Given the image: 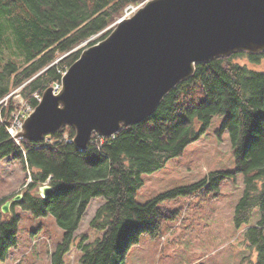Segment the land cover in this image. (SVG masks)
<instances>
[{"label": "trees", "instance_id": "1", "mask_svg": "<svg viewBox=\"0 0 264 264\" xmlns=\"http://www.w3.org/2000/svg\"><path fill=\"white\" fill-rule=\"evenodd\" d=\"M146 1L0 0V160L13 156L28 172L26 192L11 215L1 210L8 197L0 200V263L17 245L21 217L16 207L36 217H55L65 235L52 264H64L91 201L103 197L105 203L89 223L90 229L103 234L91 242L89 235L81 236L80 261L124 264L126 251L141 234L159 236L164 223L177 217L178 212L162 210L160 201L202 189L217 194L224 181L236 180L240 173L245 190L236 207L237 225L247 224L254 208L261 211L259 223L246 230L251 254L243 264H264V69L240 61L260 65L264 51L240 50L197 63L194 74L171 90L151 116L111 137L93 133L86 149L74 144L76 129L71 125L40 140L13 136L8 129L21 107L15 99L17 90L35 108L48 87L61 83L86 46L105 39L129 6ZM198 86L205 97L194 103L191 97ZM216 115L224 117L221 131L230 135L236 171H214L197 184L137 202L142 175L180 156ZM48 181L55 189L51 195L33 192Z\"/></svg>", "mask_w": 264, "mask_h": 264}, {"label": "water", "instance_id": "2", "mask_svg": "<svg viewBox=\"0 0 264 264\" xmlns=\"http://www.w3.org/2000/svg\"><path fill=\"white\" fill-rule=\"evenodd\" d=\"M115 24L105 39L83 49L59 92L54 86L44 91L23 123L22 138L40 140L71 125L74 144L86 149L93 133L111 137L151 116L197 63L264 51V0H147ZM54 190L43 184L37 193L47 197Z\"/></svg>", "mask_w": 264, "mask_h": 264}, {"label": "rangeland", "instance_id": "3", "mask_svg": "<svg viewBox=\"0 0 264 264\" xmlns=\"http://www.w3.org/2000/svg\"><path fill=\"white\" fill-rule=\"evenodd\" d=\"M131 7L124 15H133ZM240 61L252 68L264 69V62L254 65L247 59ZM18 92L15 99L25 106L24 98ZM204 97V89L198 86L191 98L192 102L199 103ZM223 119L222 115L214 116L208 130L190 143L180 156L168 160L154 172L144 173L143 185L136 193L137 202L143 204L177 188L197 184L214 171L235 172L237 164L230 135L221 131ZM27 175L19 159L10 156L0 160V200L8 197L6 201H12L9 212H3L5 215L13 213L16 202L13 198L26 192ZM37 190L33 192L38 195ZM244 190V178L238 173L236 180L224 181L217 194L202 189L160 201L162 210L178 212L177 217L164 223L159 236L141 234L139 242L126 251L124 264H243L244 258L251 254L246 230L256 226L261 219V211L256 207L247 224L237 225L236 207ZM103 203V197L91 201L76 231L77 242L84 234L89 235L90 242L102 236L103 232L90 229L89 223ZM15 210L21 217L17 245L9 249L6 260L0 264H52V256L63 242L65 230L53 215L36 217L21 207ZM77 242L64 255V264H81L82 251Z\"/></svg>", "mask_w": 264, "mask_h": 264}, {"label": "built area", "instance_id": "4", "mask_svg": "<svg viewBox=\"0 0 264 264\" xmlns=\"http://www.w3.org/2000/svg\"><path fill=\"white\" fill-rule=\"evenodd\" d=\"M131 9L133 10L132 12L135 13L136 8L135 7H131ZM133 13V14H134ZM128 15V14H127ZM132 16V15H130ZM60 89V85L58 84L56 86V90ZM40 99V98H39ZM25 103V102H24ZM25 106H27V108H25ZM25 106H23L21 104L20 110L15 114V119L14 122L12 124L11 127H9V131L15 135L16 133H18L20 130H22V126H23V121L29 116V114L32 112V108L31 106H29L28 104L25 103Z\"/></svg>", "mask_w": 264, "mask_h": 264}]
</instances>
